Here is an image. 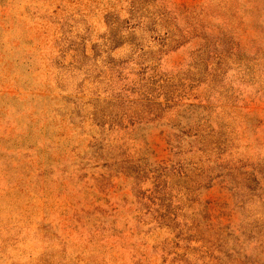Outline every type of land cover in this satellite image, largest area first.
<instances>
[{"label":"rangeland","instance_id":"374dc122","mask_svg":"<svg viewBox=\"0 0 264 264\" xmlns=\"http://www.w3.org/2000/svg\"><path fill=\"white\" fill-rule=\"evenodd\" d=\"M0 264H264V0H0Z\"/></svg>","mask_w":264,"mask_h":264}]
</instances>
